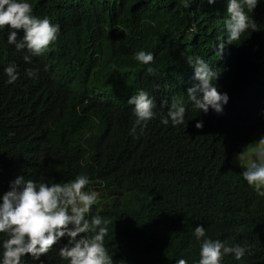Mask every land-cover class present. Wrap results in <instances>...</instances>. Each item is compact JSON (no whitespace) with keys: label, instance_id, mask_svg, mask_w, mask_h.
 <instances>
[{"label":"clouds","instance_id":"1","mask_svg":"<svg viewBox=\"0 0 264 264\" xmlns=\"http://www.w3.org/2000/svg\"><path fill=\"white\" fill-rule=\"evenodd\" d=\"M87 1L58 0L55 9L50 0H0V84L21 83L19 101L33 94L34 116L58 145L54 155L64 147L55 130L70 149L72 121L100 112L129 110L133 134L169 119L191 123L194 134L208 117L238 127L264 117V0H173L175 34L144 8L125 25L130 0H105L108 17L84 28L88 41L81 43L68 22ZM259 143L242 176L264 196V139ZM88 184L86 175L65 183L11 181L0 196V233L7 234L0 264H22L25 254L39 259L65 236L59 255L69 264H113L104 246L111 221L88 218L104 198ZM194 235L200 240L205 228L197 225ZM226 254L240 260L245 248L204 239L198 264H220Z\"/></svg>","mask_w":264,"mask_h":264},{"label":"trees","instance_id":"2","mask_svg":"<svg viewBox=\"0 0 264 264\" xmlns=\"http://www.w3.org/2000/svg\"><path fill=\"white\" fill-rule=\"evenodd\" d=\"M50 1L57 9L58 0ZM109 8L105 0H88L72 9L70 34L88 41L84 28L106 20ZM143 8L144 16L156 15L175 34L173 0H130L124 24L138 20ZM127 41L132 43L130 37ZM22 86L18 81L0 84V196L17 176L51 184L86 175L85 189L104 198L88 218L111 221L104 246L113 264H175L178 259L198 264L204 239L245 248L240 260L226 254L220 264H264V196L244 180L247 164L234 161L262 146L264 117L241 127L208 117L194 134L191 123L174 126L169 119L167 125L136 126L133 134L135 117L129 110L110 117L100 112L72 121L70 149L55 130L64 146L56 156L57 143L34 116L33 94L19 101ZM197 225L205 228L200 240L194 235ZM5 239L7 234L0 233V262ZM67 242V236L60 238L39 259L25 254L22 264H69L59 255Z\"/></svg>","mask_w":264,"mask_h":264},{"label":"rangeland","instance_id":"3","mask_svg":"<svg viewBox=\"0 0 264 264\" xmlns=\"http://www.w3.org/2000/svg\"><path fill=\"white\" fill-rule=\"evenodd\" d=\"M253 151H249L248 153L242 155V156H236L235 160L237 164L241 165V164H249L253 159L254 156L252 155Z\"/></svg>","mask_w":264,"mask_h":264}]
</instances>
